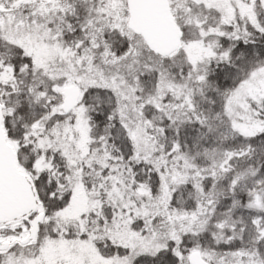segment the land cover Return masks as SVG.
Masks as SVG:
<instances>
[{
	"label": "snow or ice",
	"instance_id": "snow-or-ice-1",
	"mask_svg": "<svg viewBox=\"0 0 264 264\" xmlns=\"http://www.w3.org/2000/svg\"><path fill=\"white\" fill-rule=\"evenodd\" d=\"M0 264H264V0H0Z\"/></svg>",
	"mask_w": 264,
	"mask_h": 264
}]
</instances>
